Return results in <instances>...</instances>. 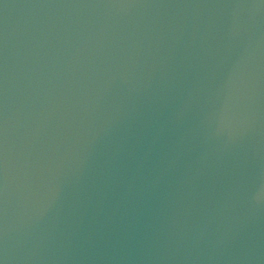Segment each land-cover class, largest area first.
<instances>
[{
	"label": "water",
	"instance_id": "95a60500",
	"mask_svg": "<svg viewBox=\"0 0 264 264\" xmlns=\"http://www.w3.org/2000/svg\"><path fill=\"white\" fill-rule=\"evenodd\" d=\"M5 264H264V0H0Z\"/></svg>",
	"mask_w": 264,
	"mask_h": 264
},
{
	"label": "snow or ice",
	"instance_id": "6c2138e0",
	"mask_svg": "<svg viewBox=\"0 0 264 264\" xmlns=\"http://www.w3.org/2000/svg\"><path fill=\"white\" fill-rule=\"evenodd\" d=\"M0 175H2V152H0ZM0 264H5L4 259L0 258Z\"/></svg>",
	"mask_w": 264,
	"mask_h": 264
}]
</instances>
